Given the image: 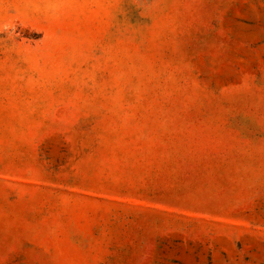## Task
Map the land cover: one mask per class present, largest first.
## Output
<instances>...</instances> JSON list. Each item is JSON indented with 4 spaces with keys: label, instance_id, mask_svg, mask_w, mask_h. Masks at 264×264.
Wrapping results in <instances>:
<instances>
[{
    "label": "rangeland",
    "instance_id": "rangeland-1",
    "mask_svg": "<svg viewBox=\"0 0 264 264\" xmlns=\"http://www.w3.org/2000/svg\"><path fill=\"white\" fill-rule=\"evenodd\" d=\"M0 264H264V0H0Z\"/></svg>",
    "mask_w": 264,
    "mask_h": 264
}]
</instances>
